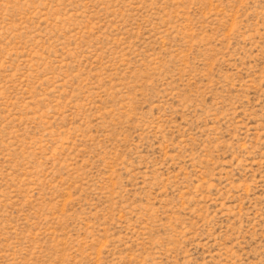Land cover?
<instances>
[{
  "label": "rangeland",
  "instance_id": "374dc122",
  "mask_svg": "<svg viewBox=\"0 0 264 264\" xmlns=\"http://www.w3.org/2000/svg\"><path fill=\"white\" fill-rule=\"evenodd\" d=\"M0 264H264V0H0Z\"/></svg>",
  "mask_w": 264,
  "mask_h": 264
}]
</instances>
